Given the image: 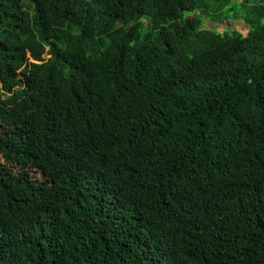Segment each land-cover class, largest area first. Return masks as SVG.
<instances>
[{"label": "trees", "instance_id": "obj_1", "mask_svg": "<svg viewBox=\"0 0 264 264\" xmlns=\"http://www.w3.org/2000/svg\"><path fill=\"white\" fill-rule=\"evenodd\" d=\"M0 264H264V0H0Z\"/></svg>", "mask_w": 264, "mask_h": 264}, {"label": "rangeland", "instance_id": "obj_2", "mask_svg": "<svg viewBox=\"0 0 264 264\" xmlns=\"http://www.w3.org/2000/svg\"><path fill=\"white\" fill-rule=\"evenodd\" d=\"M190 17L191 16H189V18ZM204 27L206 29H214L219 33H223L225 31L237 30L241 32L244 36H246L249 31V26L246 25L243 19H238V20L227 19L218 23H214L209 19H205ZM44 59H48V57H44Z\"/></svg>", "mask_w": 264, "mask_h": 264}]
</instances>
